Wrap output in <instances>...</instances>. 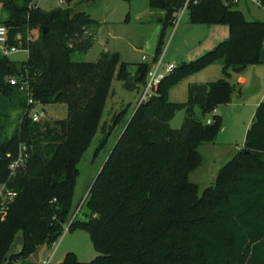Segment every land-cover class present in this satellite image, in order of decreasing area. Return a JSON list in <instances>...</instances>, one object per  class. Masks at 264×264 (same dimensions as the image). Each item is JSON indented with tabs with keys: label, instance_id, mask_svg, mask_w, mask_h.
<instances>
[{
	"label": "trees",
	"instance_id": "obj_1",
	"mask_svg": "<svg viewBox=\"0 0 264 264\" xmlns=\"http://www.w3.org/2000/svg\"><path fill=\"white\" fill-rule=\"evenodd\" d=\"M73 1L44 11L33 0H0V25L19 29L21 47L28 51L21 63L0 55V93L10 108L9 114L0 112V187L16 194L0 214V264H36L41 248L51 247L67 225V232L89 236L97 253L90 264H264V103L255 111L244 146L216 182L199 194L189 181L202 163L199 146L213 142L221 124L216 114L209 125L196 121L194 109L206 116L225 105L231 95L225 79L189 87L188 103L175 105L167 90L180 76H165L156 95L138 104L90 185L83 203L86 219L77 221L71 213L77 167L99 128L110 84L131 76L117 54L102 53L95 63L72 61L73 55L88 53L97 26L88 13L70 8ZM183 3L149 0V7L161 13V25H168ZM187 11L190 23L224 26L229 37L201 63L182 67V74L218 63L228 76L229 69L261 64L264 22L246 20L230 0H201ZM157 57L156 51L154 61ZM149 70L148 64L138 67V84ZM13 77L28 83L35 102L65 104L66 119L32 122L28 93L9 84ZM178 110L187 117L173 130L170 122ZM122 119L121 113L112 125L101 126L109 132L98 151ZM22 146L28 158L11 175L9 165ZM18 233L22 249L11 254ZM66 264L79 263L68 255Z\"/></svg>",
	"mask_w": 264,
	"mask_h": 264
},
{
	"label": "rangeland",
	"instance_id": "obj_2",
	"mask_svg": "<svg viewBox=\"0 0 264 264\" xmlns=\"http://www.w3.org/2000/svg\"><path fill=\"white\" fill-rule=\"evenodd\" d=\"M85 1L75 0L70 6L77 12L88 13L91 19L97 22V26L92 28L94 40L86 55H73L72 61L95 63L102 53L117 54L120 57L119 61L128 65L130 75H136L140 65L148 64L153 69L158 66V73L167 76L166 68L173 65L175 69L171 73L180 77L177 82L168 86L167 97L169 102L175 105L188 103L191 86H207L221 79H225L230 84L229 101L216 109V115L221 119L218 134L213 142L199 146L202 163L189 174V181L198 186L201 194L204 189L216 182L222 167L244 146L246 133L255 111L261 103H264V45L261 50V64L249 65L238 71L229 69L228 76H224L223 66L218 63L182 74V67L201 63L219 43L228 39L229 33L226 27L192 24L189 22L188 11L183 13L180 20L179 14L176 13L170 24L161 25L156 47L158 57L154 61V57L147 55L144 48L162 15H157L150 9L149 0H99L95 3ZM33 3L44 11L67 8L63 0H33ZM237 8L246 20L264 22V8L250 2L247 5L241 2ZM20 41L21 35H18L14 44L19 51L8 57L10 61L21 63L27 60L28 53L22 49ZM137 87L135 92L130 93L123 88V82L113 79L110 84V95L104 104L99 128L77 167L78 174L70 206V211L76 215L77 221L86 219L89 210L83 203L87 198L88 189L100 172L108 153L123 133L125 123L141 103L143 84H138ZM40 108L46 112L45 121L49 123L66 119L65 104L36 105V109ZM0 111L3 114L10 113L7 101L1 93ZM121 113L123 114L121 123L110 133L106 144L98 151L109 132L108 127L102 132L101 126L104 123L112 125L114 119ZM215 113L202 116L201 110L195 107L193 118L205 122L212 120ZM186 117L185 110L176 111L170 122L171 129H181ZM0 197L6 207L8 202H5L1 188ZM65 229L51 247L41 248L34 258L38 262L36 264H43L44 261L49 260L50 264H66L68 255H74L79 264H90L96 258L97 253L85 232L79 230L66 232ZM21 249L22 233H18L11 245L10 253L16 254Z\"/></svg>",
	"mask_w": 264,
	"mask_h": 264
},
{
	"label": "built area",
	"instance_id": "obj_3",
	"mask_svg": "<svg viewBox=\"0 0 264 264\" xmlns=\"http://www.w3.org/2000/svg\"><path fill=\"white\" fill-rule=\"evenodd\" d=\"M200 1L201 0H184L182 7L177 12L179 14V20L183 15V13L187 11L190 6L197 5ZM239 1L240 0H230V3L236 5L238 4ZM246 1L261 7L260 0H246ZM18 51L19 50L17 46L8 45V29L5 26L0 25V55L8 58L10 55L17 53ZM25 51L28 53L27 50ZM145 60H146L145 57H143V61ZM174 69L175 67L173 65H169L166 68L165 74H170ZM164 77L165 75L158 73V66L155 69H153V67L150 68L146 80L143 84V94H142L141 102L150 100L157 93L158 87ZM9 84L11 86H18L21 92L28 93L26 112L28 113L32 122L40 123L47 119V114L42 108L36 109V105H38L39 103L33 100L29 89V85L26 81L21 82L17 78L13 77L9 79ZM211 122L212 120L206 121L208 125L211 124ZM27 158H28L27 149L26 147L22 146L20 148L18 159L9 165V171L11 175H13L19 168L24 167ZM2 195H4L5 197V202H11L16 197V194L12 191H6L5 193H2ZM4 209L5 206L4 203L1 202V197H0V214L3 213ZM65 230L67 232L68 227H66ZM43 264H50V260L44 261Z\"/></svg>",
	"mask_w": 264,
	"mask_h": 264
},
{
	"label": "water",
	"instance_id": "obj_4",
	"mask_svg": "<svg viewBox=\"0 0 264 264\" xmlns=\"http://www.w3.org/2000/svg\"><path fill=\"white\" fill-rule=\"evenodd\" d=\"M161 23H162V19H159L157 27L155 28L154 32L152 33L150 39L147 41L145 48H144V52L147 55L152 56V57H154L156 54V47L158 43V37L160 34ZM47 32H48V29L44 28L43 34H46ZM18 35H20L19 29H8V45L9 46L13 45ZM139 81H140L139 75H131L124 80L123 88L126 91L133 93L137 90V84ZM29 260L30 261L33 260V256H31Z\"/></svg>",
	"mask_w": 264,
	"mask_h": 264
},
{
	"label": "crops",
	"instance_id": "obj_5",
	"mask_svg": "<svg viewBox=\"0 0 264 264\" xmlns=\"http://www.w3.org/2000/svg\"><path fill=\"white\" fill-rule=\"evenodd\" d=\"M241 2H243L244 3V5H247L248 4V1H246V0H240L239 2H238V4H236V5H234V7H235V9H237L238 11H240L237 7H239L240 6V3ZM34 4V3H33ZM36 6V5H35ZM37 7V6H36ZM70 8H72L71 6H70ZM153 11V10H152ZM156 13H157V15H159V14H161L159 11H155ZM241 12V11H240ZM189 15V14H188ZM175 16V15H174ZM244 16V15H243ZM175 18V17H174ZM228 33H229V31H228ZM5 98V97H4ZM6 99V98H5ZM6 101H7V99H6ZM7 104H8V107H9V103H8V101H7ZM10 109V108H9ZM1 112V111H0ZM2 113V112H1ZM3 114V113H2ZM216 114H217V112H216ZM1 189H2V187H0ZM36 263H38L37 261H35Z\"/></svg>",
	"mask_w": 264,
	"mask_h": 264
}]
</instances>
